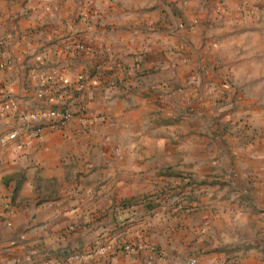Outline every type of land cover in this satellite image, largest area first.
Instances as JSON below:
<instances>
[{
    "label": "crops",
    "instance_id": "1",
    "mask_svg": "<svg viewBox=\"0 0 264 264\" xmlns=\"http://www.w3.org/2000/svg\"><path fill=\"white\" fill-rule=\"evenodd\" d=\"M5 103L72 116L0 143V264H264V0H0ZM177 175L205 183L153 222Z\"/></svg>",
    "mask_w": 264,
    "mask_h": 264
},
{
    "label": "built area",
    "instance_id": "2",
    "mask_svg": "<svg viewBox=\"0 0 264 264\" xmlns=\"http://www.w3.org/2000/svg\"><path fill=\"white\" fill-rule=\"evenodd\" d=\"M40 76L44 78V76H42L41 74H34V77L41 78ZM45 79L49 80L50 77L47 76L45 77ZM5 106L7 107V109L9 108L12 116L19 120L20 123L15 129L2 133L0 135V143L5 144L9 141H12L14 142L16 150L22 148V144L17 141L19 133H31L32 131H35L30 127V124L40 120H45L52 122V125H62L72 116V111L66 104L55 108H43L35 112H25L23 110H20L14 103L10 105L8 103H5L0 106V109L5 108ZM115 249L121 250L123 252L134 251L132 244L129 243L122 244L121 242L119 243L116 240L101 241L94 243L84 251H71L63 255L61 258L48 259L43 261L41 264H76L82 260L89 258H101ZM194 263L195 260L193 258H190L188 260V264Z\"/></svg>",
    "mask_w": 264,
    "mask_h": 264
},
{
    "label": "rangeland",
    "instance_id": "3",
    "mask_svg": "<svg viewBox=\"0 0 264 264\" xmlns=\"http://www.w3.org/2000/svg\"><path fill=\"white\" fill-rule=\"evenodd\" d=\"M217 135H219V134H216V136ZM218 137L220 138V136H218ZM218 153L221 156L225 155V153L221 149L218 150ZM181 177L176 176V178H177V180L179 182H180V180H182L184 182L186 178H189L190 180L192 179V177H189L187 175H184V176H181ZM184 177H185V179H184ZM176 185H177V183L169 186L167 188L168 191L165 192V193H162V194H164L163 195L164 199H162V200H164V201L167 200V204H165V206L170 207V208L169 209H164V210H158V211L155 210L153 212L155 214L151 217L153 222H155V221L157 222L158 220L168 219L169 217H172L175 220H179V219H182V215H184L183 213H185V211H187V214L190 212V208H191V205H190L191 202L190 201H194L195 196L197 194H199V192H198L199 186L196 185V184H193L192 187H191V195H192L191 200H188L187 203H182V202H184V200H181L182 199V195H180L178 193L177 189L174 187ZM182 205L184 207H182ZM169 219H171V218H169ZM124 243L132 244V246L134 248V251L139 250L138 249L139 246L137 247V244L135 243V241L133 242V240L125 241Z\"/></svg>",
    "mask_w": 264,
    "mask_h": 264
},
{
    "label": "trees",
    "instance_id": "4",
    "mask_svg": "<svg viewBox=\"0 0 264 264\" xmlns=\"http://www.w3.org/2000/svg\"><path fill=\"white\" fill-rule=\"evenodd\" d=\"M138 73L141 74L140 72H138ZM177 176L181 177L180 175H177ZM184 179H185V177H184ZM204 183H205L204 181H196L193 178L191 180L189 178H186L184 182L182 180H180V182L174 187L177 189L178 193L180 195H182V199L181 200H184V201L187 202L188 200H191V197H192V195H191V187H192V185L193 184H196V185L199 184L200 185V184H204ZM131 204H134V203H129V202L128 203H122L121 204V209H125L126 207L130 206ZM130 217H131V215L123 217L121 219V224L120 225L125 226L126 223H127L126 222L127 219H129Z\"/></svg>",
    "mask_w": 264,
    "mask_h": 264
}]
</instances>
